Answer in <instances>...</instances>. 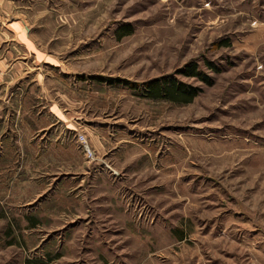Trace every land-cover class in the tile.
Masks as SVG:
<instances>
[{
  "label": "rangeland",
  "instance_id": "1",
  "mask_svg": "<svg viewBox=\"0 0 264 264\" xmlns=\"http://www.w3.org/2000/svg\"><path fill=\"white\" fill-rule=\"evenodd\" d=\"M1 4L34 45L18 87L71 111L103 175L99 190L7 191L0 143V264H264V0ZM193 64L211 84L185 75ZM154 79L200 93L148 99ZM101 128L117 158L93 147Z\"/></svg>",
  "mask_w": 264,
  "mask_h": 264
},
{
  "label": "crops",
  "instance_id": "2",
  "mask_svg": "<svg viewBox=\"0 0 264 264\" xmlns=\"http://www.w3.org/2000/svg\"><path fill=\"white\" fill-rule=\"evenodd\" d=\"M1 1L3 0H0V89L4 90L0 101L4 99V106L0 107V113L3 111L5 114H1L0 143L3 150L1 170L5 172L6 190L13 192L16 188L18 192L30 193L33 188L37 194L43 192L42 186L46 183L49 182L52 186L55 182L57 185L63 181L71 185L79 181L75 190L86 187L87 184L90 189L99 190L101 186L98 181L103 173L97 165H90L80 150L75 140L79 124L74 122L76 118H73L71 111L57 102L40 108V104L36 103L39 95L31 96L32 92L27 90L29 85L24 89L18 87L19 82L33 80V67L36 66L32 56L34 45L24 22H13L12 11L4 8ZM42 77V73H38L34 79L39 82L41 94L46 92V83L40 82L44 81ZM22 98L23 101L20 100ZM18 99L19 104L14 105ZM77 119L80 120L78 117ZM88 132L98 153L109 156L110 159L115 156L117 158L115 151L119 144L111 140L114 146L106 139L108 134H105L104 128ZM96 198H91L89 203L103 204Z\"/></svg>",
  "mask_w": 264,
  "mask_h": 264
},
{
  "label": "trees",
  "instance_id": "3",
  "mask_svg": "<svg viewBox=\"0 0 264 264\" xmlns=\"http://www.w3.org/2000/svg\"><path fill=\"white\" fill-rule=\"evenodd\" d=\"M214 71L218 72L219 70L215 65L210 64ZM186 76L189 77H198L207 84H211L212 80L206 75L198 72L196 65H191L185 72ZM111 83L119 82L108 80ZM125 83L124 81H122ZM200 93L197 87H191L185 83L178 82L177 80L172 81H163L160 79H154L150 81L144 89V94L146 98H151L154 100L166 99L175 104H190Z\"/></svg>",
  "mask_w": 264,
  "mask_h": 264
},
{
  "label": "built area",
  "instance_id": "4",
  "mask_svg": "<svg viewBox=\"0 0 264 264\" xmlns=\"http://www.w3.org/2000/svg\"><path fill=\"white\" fill-rule=\"evenodd\" d=\"M78 141H79V146L86 155L87 159H89L91 162L92 161H97V155H95L93 148L91 147L89 140L84 135H78Z\"/></svg>",
  "mask_w": 264,
  "mask_h": 264
}]
</instances>
